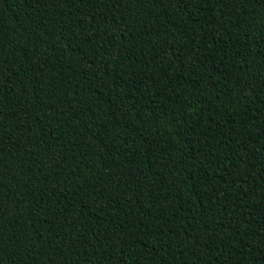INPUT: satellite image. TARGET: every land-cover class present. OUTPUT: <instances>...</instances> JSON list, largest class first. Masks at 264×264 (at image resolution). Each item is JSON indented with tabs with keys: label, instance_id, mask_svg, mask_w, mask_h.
I'll return each mask as SVG.
<instances>
[{
	"label": "trees",
	"instance_id": "16d2710c",
	"mask_svg": "<svg viewBox=\"0 0 264 264\" xmlns=\"http://www.w3.org/2000/svg\"><path fill=\"white\" fill-rule=\"evenodd\" d=\"M0 264H264V0H0Z\"/></svg>",
	"mask_w": 264,
	"mask_h": 264
}]
</instances>
